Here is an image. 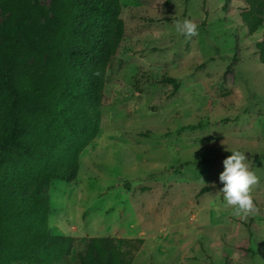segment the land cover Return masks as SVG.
<instances>
[{"label": "rangeland", "instance_id": "1", "mask_svg": "<svg viewBox=\"0 0 264 264\" xmlns=\"http://www.w3.org/2000/svg\"><path fill=\"white\" fill-rule=\"evenodd\" d=\"M121 4L125 34L107 70L99 134L75 181L45 187L50 234L114 237L132 264H264V64L255 54L264 27L250 35L246 4L235 0ZM184 19L199 25L190 41L175 31ZM235 150L260 178L259 212L246 220L220 192ZM85 247L57 264H79Z\"/></svg>", "mask_w": 264, "mask_h": 264}, {"label": "trees", "instance_id": "2", "mask_svg": "<svg viewBox=\"0 0 264 264\" xmlns=\"http://www.w3.org/2000/svg\"><path fill=\"white\" fill-rule=\"evenodd\" d=\"M235 1L246 4L250 35L264 27V0ZM121 13V0H0V264H57L82 242L79 264H132L114 237L50 234L45 191L77 179L80 155L99 134ZM255 54L264 64V39Z\"/></svg>", "mask_w": 264, "mask_h": 264}, {"label": "clouds", "instance_id": "3", "mask_svg": "<svg viewBox=\"0 0 264 264\" xmlns=\"http://www.w3.org/2000/svg\"><path fill=\"white\" fill-rule=\"evenodd\" d=\"M174 26L176 33L184 36L185 40L190 41L199 35V25L191 19L175 20ZM231 153L223 160L224 170L219 174V181L223 185L220 192L224 206L232 208V215L246 220L259 212L252 190L259 184L260 178L251 169L244 152L235 150Z\"/></svg>", "mask_w": 264, "mask_h": 264}]
</instances>
